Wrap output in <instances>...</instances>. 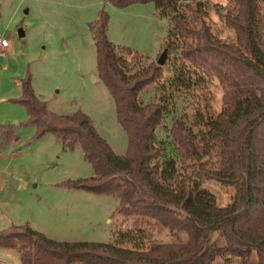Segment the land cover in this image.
<instances>
[{
    "label": "trees",
    "instance_id": "trees-1",
    "mask_svg": "<svg viewBox=\"0 0 264 264\" xmlns=\"http://www.w3.org/2000/svg\"><path fill=\"white\" fill-rule=\"evenodd\" d=\"M108 1L117 8L153 3L162 17L167 8L185 4L187 12L176 10L172 17L182 39L180 56L218 79L223 89L221 111L199 135L200 150L190 128L180 120L172 123V142L179 156L190 161L189 179L177 180L176 160L166 155L156 138L164 105L139 102V93L161 79L162 68L151 62L127 72L125 59L107 38V15L101 13L90 25L97 67L114 99L117 122L127 134L126 154L116 155L84 113L49 111L34 94L29 75L20 79L21 96L12 102L25 108L26 124L34 127L35 138L52 134L68 149L79 145L92 166V177L60 186L116 196L119 214L133 218L138 233L120 232L111 243L62 242L28 225H11L0 231V247L16 250L22 264H215L235 259L250 264L252 258L253 264H264V1L229 0L231 8L222 13V6L213 5L235 33L231 42L212 34L201 0ZM169 47L170 38L167 52ZM123 52L140 57L127 49ZM12 137L10 128L0 127L1 143ZM213 154L216 167H208ZM212 180L233 187L229 205H218L214 193L202 187ZM149 224L167 230L173 240H151L148 233L139 242L141 225Z\"/></svg>",
    "mask_w": 264,
    "mask_h": 264
},
{
    "label": "rangeland",
    "instance_id": "rangeland-1",
    "mask_svg": "<svg viewBox=\"0 0 264 264\" xmlns=\"http://www.w3.org/2000/svg\"><path fill=\"white\" fill-rule=\"evenodd\" d=\"M201 1L208 10L206 22L212 34L224 42L234 40V31L213 8L218 4L223 8L220 13L229 10V0ZM176 10L187 12L185 4L167 8L162 17L153 3L117 8L108 0H0V38L9 43L8 54L0 57V97H16V80L29 75L34 94L49 111L58 115L84 113L111 150L123 156L127 134L117 122L114 99L99 75L90 25L101 13L107 15V38L125 59L129 73L151 62L157 64L170 38L162 77L139 93V102L163 103L156 138L163 143L166 155L175 158L177 180H187L190 161L179 156L170 136L171 125L182 121L192 130L200 150L199 135L209 130L221 111L223 89L215 76L181 58L182 39L172 18ZM19 30L24 33L21 37ZM123 49L140 57L128 56ZM26 121L22 105L0 102V127L13 131L11 139L1 143L0 138V231L11 225H28L57 241L93 243H111L120 232L138 233L132 225L134 219L119 214L116 196L61 187L66 181L92 177V166L79 145L68 149L52 134L35 138L34 127ZM211 160L208 167H216L214 154ZM202 187L214 193L218 205L231 203L233 187L213 180ZM141 227L139 242L142 237L147 239L148 233L151 240H173L157 225ZM215 240L223 244V239ZM254 262L252 258L250 264ZM0 263L22 264L16 250L2 247ZM216 264L240 262L219 260Z\"/></svg>",
    "mask_w": 264,
    "mask_h": 264
},
{
    "label": "crops",
    "instance_id": "crops-1",
    "mask_svg": "<svg viewBox=\"0 0 264 264\" xmlns=\"http://www.w3.org/2000/svg\"><path fill=\"white\" fill-rule=\"evenodd\" d=\"M8 49H9V43H8V46H6V47H0V57L3 56V55L8 54V52H9ZM15 85H17V95H16V97H12V96H9V95L4 96V97H0V102L1 103L12 102L13 99H17V98H19L21 96L22 91H21V86H20V80L19 79L16 80V84ZM15 124H16V122H15ZM1 148H2V146L0 145V149Z\"/></svg>",
    "mask_w": 264,
    "mask_h": 264
},
{
    "label": "water",
    "instance_id": "water-1",
    "mask_svg": "<svg viewBox=\"0 0 264 264\" xmlns=\"http://www.w3.org/2000/svg\"><path fill=\"white\" fill-rule=\"evenodd\" d=\"M23 31L22 30H19V36H23ZM166 50H163V52L161 53V55L159 56L158 60H157V64L158 66H162L165 62V56H166Z\"/></svg>",
    "mask_w": 264,
    "mask_h": 264
},
{
    "label": "built area",
    "instance_id": "built-area-1",
    "mask_svg": "<svg viewBox=\"0 0 264 264\" xmlns=\"http://www.w3.org/2000/svg\"><path fill=\"white\" fill-rule=\"evenodd\" d=\"M8 46V41L5 38H0V47ZM1 264V263H0Z\"/></svg>",
    "mask_w": 264,
    "mask_h": 264
}]
</instances>
